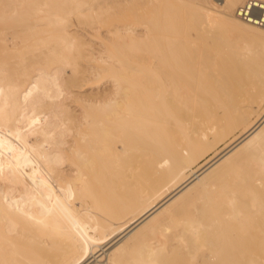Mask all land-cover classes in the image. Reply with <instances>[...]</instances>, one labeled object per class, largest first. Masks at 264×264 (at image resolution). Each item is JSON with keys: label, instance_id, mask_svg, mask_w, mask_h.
Here are the masks:
<instances>
[{"label": "bare ground", "instance_id": "bare-ground-1", "mask_svg": "<svg viewBox=\"0 0 264 264\" xmlns=\"http://www.w3.org/2000/svg\"><path fill=\"white\" fill-rule=\"evenodd\" d=\"M134 1L0 0V21H14L13 26L0 28V152L8 147L9 137L18 135L21 140L0 159V168L4 167V176L0 175V264H66L70 260L63 252L58 254L63 248L55 251L61 241L54 247V232L60 230L61 235L71 236L67 238L76 252L71 261L76 264H126L116 255L117 244L150 234L154 236L150 245L136 259L188 264L181 248L176 251L175 247L186 243L181 231L195 233L199 219L192 214L172 228L165 222L169 211L174 206L183 209L191 194H200L208 204L213 200L214 205L209 204L213 216L225 204L237 211L235 200H256L257 204L248 218H238V226L224 219L226 226H217L216 241L205 237V245L216 242V248L194 254L190 264H264V31L242 22L236 10L235 16L226 17L192 6L175 10L169 1L155 11L130 10L126 19L140 21L109 23L117 12L114 8ZM225 1L227 9L234 10L244 0ZM75 15L80 21L76 27L88 32L100 22L110 24L108 33L118 35L120 47L115 46L127 55L151 54L150 69L141 64L144 73L149 72L145 78L150 81V110L143 107L146 101L136 100L145 88L132 78L139 71L135 63L118 59L121 55H115L114 45L116 53L108 49L107 56L101 57L105 64L94 57L88 59L72 21ZM22 19L30 24L22 26ZM136 23L149 25L153 47L146 46L148 40L144 48L132 49L133 42L143 43L133 35ZM207 36L231 50L230 66L222 76H213L215 57L212 49L201 44ZM81 60L96 64L85 67ZM104 71L99 83H92L99 87L107 76L113 88L95 92V87H86L85 74ZM141 116L150 117V122L138 120ZM239 129L242 133L220 154L159 197L164 183L193 168L200 156ZM24 142L29 147L22 151L19 146ZM219 176L222 182H216ZM157 193L155 203L119 231V239L111 241L117 240L116 248L108 253L110 248H103L101 258L94 246L108 226L99 224L82 233L77 230L78 214L72 221L76 229L71 222L73 230L59 218L65 200L78 202L74 203L80 213L79 200L87 204L116 200L112 209L123 215ZM83 209L87 210L84 205ZM87 211L82 215L90 216ZM58 222H66L60 223L65 230L61 225L59 231H51L54 235L48 233ZM199 242L193 243L195 251Z\"/></svg>", "mask_w": 264, "mask_h": 264}, {"label": "rangeland", "instance_id": "rangeland-1", "mask_svg": "<svg viewBox=\"0 0 264 264\" xmlns=\"http://www.w3.org/2000/svg\"><path fill=\"white\" fill-rule=\"evenodd\" d=\"M154 1L156 2V3H154ZM163 1H169V2H171V4L173 5V7H174V9L176 10H178V9H180V8H184V7H189V6H192V7H196V8H199V9H201V10H204V11H214L215 13H217V14H219V15H221V16H226V17H231L232 15H234L235 16V10H236V8L239 6V5H241L243 2H245L246 0H244V1H242L241 3H239V5H237V7L234 9V10H229V9H227V7H226V5H225V0H138L137 2H136V0L134 1V3L136 4H134V3H128V4H124V5H122V7L120 8H114L115 9V11H117L116 13H115V15L114 16H112L111 17V22H109V23H111L112 24V22L113 23H115V22H117V23H123L124 21H126L125 23H131V22H136V21H140V20H137V18H132V19H130L129 21L126 19V17H128L132 12H130V10H137L138 8H139V10H141L142 8L143 9H145L146 11H155V10H157V9H161L162 7H163ZM142 2V3H141ZM178 2V3H177ZM144 3V5H142ZM141 4V5H140ZM180 4V5H179ZM106 6H109V7H115V5H108V4H105ZM186 5V6H185ZM127 6H129V7H127ZM175 6H176V8H175ZM181 6V7H180ZM136 7H138V8H136ZM140 7H141V9H140ZM180 7V8H179ZM3 7L2 6H0V10L2 9ZM151 8H153V9H151ZM118 9V10H117ZM117 13H120L119 15H116ZM121 18V19H120ZM125 18V19H124ZM123 19V20H122ZM119 20V21H118ZM122 20V21H121ZM132 20V21H131ZM136 20V21H135ZM72 21H73V23L75 24V29L77 28V30H75V31H77L78 32V34L82 37L81 38V42H84L85 43V46L83 47L84 48V50L87 52V58L88 59H90V58H95L96 59V61L98 62H101V63H103V64H105L104 62H103V60H105V59H101V57H106L107 56V54L108 53H105L106 52V50H108V49H112V51L114 52V53H116L117 52V54H115V55H118V56H120L121 55V57H118V59H121L122 57L123 58H125V59H123L122 58V60H124L125 62H127L128 63V61H130V62H133V63H135V64H132V65H134L135 67H137L138 69H139V71H137L135 74H133L134 76L132 77L133 78V80H137V81H139V82H141L142 84H144V85H142V87H144L145 88V90H141L140 92H138V93H140V96H138L137 98H136V100H138V101H140L141 100V102L143 103V100L144 101H146V103H144L143 105V107L145 108V107H149V110H150V96H149V94H150V81L149 80H147V76H149V72H147V74L146 73H144V70L142 69V65H143V67H144V69L145 68H147V69H145V70H148V69H150V57H151V54H148V53H142V52H138L137 51V53L135 54V53H133L134 55L132 56V54H130V55H127L126 53H125V51L126 50H122V48H119L120 47V45H118L119 44V40H118V35L116 36V35H114V34H109L108 33V28L109 27H112L110 24L108 25V24H105L106 22H100V24L98 23V24H96V25H94V29H91V31H86L84 28H82V26L80 27V26H77L76 27V23L78 24V22H80L79 21V19H77V16L75 15L74 17H73V19H72ZM105 21V20H104ZM13 23H14V21L13 20H2V21H0V28H5V27H11V26H13ZM25 23L26 24H30V22H26L25 20H21L20 22H19V24H21L22 26H24L25 25ZM145 25V26H144ZM98 26V27H97ZM146 26H148V27H146ZM199 26L201 27V24H199ZM150 27H149V25H147V24H139V23H136V24H134V29H135V32L133 33V35H134V37L136 38V40H138V41H140V42H143V43H138V42H133V47L132 46H130V48L132 47V49H134V48H137V49H142V48H144L145 46L143 45L144 43H146L148 40V43H147V45L146 46H150V48L151 47H153V43L154 42H152V41H150V29H149ZM202 28H204L203 27V25H202ZM96 29V30H95ZM98 29V30H97ZM98 31V32H97ZM261 31H264V29H262ZM104 32V33H103ZM86 33V34H85ZM108 33V34H107ZM144 33V34H143ZM262 33H264V32H262ZM106 35H108V36H106ZM110 35V36H109ZM112 36V37H111ZM191 36V38H194V36H195V34H191L190 35ZM130 37L131 38H133V36L132 35H130ZM111 38H112V40H111ZM206 38V39H205ZM209 38V39H208ZM32 39V38H31ZM30 39V41H33V39L31 40ZM35 39V38H34ZM102 40H103V42H102ZM208 40V41H207ZM113 42V43H112ZM150 42V43H149ZM203 43H201V44H203L204 45V47L205 46H207V48L210 50V49H212V50H210V52H211V54L215 57L214 58V61H215V65H214V67H213V76H215V77H219V76H222L223 74H224V71H226V70H228V68H229V66H230V60H231V57H232V53H231V50H230V48L227 46V45H225V44H218V42L217 41H215V40H213V39H211V37L210 36H207V37H204V40L202 41ZM104 43V44H103ZM110 44L112 45L111 47H110ZM108 45V46H107ZM115 45H117V46H119V47H117V46H115V48H117L118 50H116L115 48H114V50H113V47ZM138 46L140 47V48H138ZM107 47H110V48H107ZM124 49V48H123ZM115 50H116V52H115ZM214 52V53H213ZM113 53V54H114ZM119 53V54H118ZM138 53L140 54V55H138ZM89 54V55H88ZM126 54V55H125ZM142 54V55H141ZM136 58H135V57ZM138 56H139V58H138ZM127 59H128V61H127ZM227 61V62H226ZM224 62V63H223ZM83 66H87V65H89V64H94L95 63V61L93 62V61H84V60H81V62H80ZM96 64V63H95ZM137 64L139 65V66H137ZM142 64V65H141ZM223 64H225V65H223ZM103 73V74H102ZM105 71L104 72H101V73H99L98 75H97V73H92L91 75H89V74H85V75H87V79H88V81H87V83H86V87L88 88H90V87H95L94 88V91L96 92V91H98V90H101V91H103V90H105V89H111V88H113V81L111 80V78H109V77H107L106 76V78L105 77H102V78H104V79H101L100 80V86L98 87V86H95V85H97V83H99L98 82V80L100 79L99 77H101L100 75H104L105 76ZM144 74H146V75H144ZM82 76V75H81ZM136 76V77H135ZM145 77H147V78H145ZM98 79V80H97ZM141 81H140V80ZM92 80L93 81H96L97 83H92ZM144 82V83H143ZM146 82V83H145ZM88 83L89 84H93V85H88ZM73 89H75L76 90V88H73ZM147 89H148V91H147ZM78 90H80V89H78ZM81 91V90H80ZM77 92H79V91H77L76 90V93ZM82 93H85V91L84 92H82ZM131 93H133V92H131ZM131 96H132V94H131ZM140 97V98H139ZM136 105V104H135ZM254 119H255V117H254ZM138 120H140V121H149L150 122V117H146L145 116V118L143 117V116H141L140 118L138 117ZM23 126V124H20V125H18L17 127L19 128H21ZM149 129H150V126H149ZM242 131H243V129H239V130H237L234 134H232V135H229L227 138H225V139H223V140H221V141H219L217 144H216V146L213 148V149H210L209 151H207L206 153H204L202 156H200L199 158H198V162L193 166V168H191V169H188V170H185V171H183L180 175H178L173 181H170V182H166V183H164V185L162 186V188H161V190L159 191V194L157 193V195L156 196H154L152 199H147V203L145 202L144 204H142L140 207H138V208H132L133 210H131V209H129L128 210V212L126 211L123 215H121V213L118 211V212H116L115 210H113L112 209V207H113V202L114 201H116V200H95V201H93V202H91L90 204H87V203H85V202H83V201H81V200H79V204H78V208H79V206L81 207V205H82V208H81V211H83L84 212V214H86L85 212L87 211V214H90V216L88 215V217H87V215H86V217H85V215L83 214L82 215V213L83 212H79V209L77 210L76 209V206H75V203L74 202H76V201H74V200H71L72 201V205L70 204V200H65L64 201V203H63V205L64 206H62L63 208L61 209V211L59 212V215H60V217L59 218H62V221H64V220H66V222L68 221L69 223H67L65 226L66 227H70V230H73V229H71L73 226V224H74V226H75V224L77 225V223H78V226H77V230L78 231H80V229H81V231L80 232H82V233H87V231H88V228L89 227H92V228H94V227H96L97 228V226L99 225V224H105L106 226H108V227H105V231H104V234L103 235H101L100 237H98V239L96 240V242L97 243H99V245H95L94 246V249H96V253H97V255H100V258L103 256V255H105V254H102L103 253V248H110L109 250H107V252L106 253H108V252H111V251H113L115 248H116V246L118 245L119 247L117 248V250H116V255L118 256V257H123V259H124V261H125V263L126 264H153V263H155V264H158V260H152V261H147V262H144V261H141V260H138V259H136L137 258V256L139 255V254H141L143 251V248L145 247V246H148V245H150V239L151 238H153L154 236L153 235H151L150 233H148V234H150V236L149 237H146V238H144V239H142V240H139V239H133V240H130V241H127V242H124V243H118L116 246L113 244V243H115L114 241H113V243H111V241L112 240H115V238L116 239H119V236H117L118 235V233H119V231H121L123 228H125L129 223H131L132 221H134L135 220V218H137L141 213H143L146 209H148L149 207H151L154 203H155V200H157L160 196H165L166 194H168V193H170L175 187H177L178 185H180L187 177H189V176H191V175H193L194 174V172L195 171H197L199 168H200V166H202V165H204V164H206L207 162H209L212 158H214L215 156H217L218 154H220L227 146H229L232 142H234L237 138H238V136L242 133ZM19 135H21V134H19ZM23 136V135H22ZM18 137H20V136H16V137H9L5 142L8 144V149L7 148H5V149H3V150H1V152H0V159L1 158H3V157H6V156H8L9 155V153L14 149V143H16V144H18V142L19 141H21V140H19V138ZM24 138H26V136L24 135ZM143 139V137L141 138L140 137V140H142ZM14 142H13V141ZM6 144V145H7ZM15 144V145H16ZM29 142H27V144H26V142H24V144H22L21 146H19V148L20 149H22V151H25L26 149H28V147H29ZM28 145V146H27ZM11 148V149H10ZM147 152H149L150 151V147H146V149H145ZM7 151V152H6ZM141 152L143 151V150H140ZM5 154V155H4ZM2 169H4V167L3 168H0V175H3L4 176V172H3V170ZM192 172H193V174H192ZM224 173H225V171L223 172V174H221V175H224ZM221 177L222 176H219V177H217L216 178V182H222L221 180ZM159 195V197H157ZM70 201V202H69ZM80 201H81V203H80ZM209 201V200H208ZM243 201V202H242ZM254 201V202H253ZM68 202H69V204H68ZM203 202V203H202ZM205 202V203H204ZM211 202V201H210ZM210 202H209V204H210ZM214 201L212 200V202H211V204L213 203ZM236 202V203H235ZM252 202V203H251ZM78 202H76V204H77ZM97 203V204H96ZM184 205L185 206H183V209H181V207H180V209L179 208H176V209H174V207L169 211V213L167 214V220H166V222H165V224L166 225H168L170 228H172V227H174V226H176V225H179V224H181V223H183V221H184V218L185 217H187V216H190V215H192V214H195V216L199 219V222L201 223L199 226H197V230L195 231V233L194 234H185L184 232H180V235H181V238H183V239H185V242L186 243H182L181 244V247H179L176 243L174 244L175 246H178V247H175V250L177 251L178 249H180L181 248V250L180 251H182L184 254H185V257H186V259H187V261L185 260L184 262L186 263H188V264H190L189 262H192V259H193V257L195 256V255H199V254H204L205 252H207V251H209V250H213V249H215L216 248V245H217V243L216 242H214V244H212V246H208V245H205L208 241V239H209V241H216L217 240V238H218V236H215L214 234H215V232L216 231H218V227L217 226H220V228L222 227V226H224L225 225V221L223 222V220L224 219H228L230 222H231V224L233 225V226H238V225H240L238 222L240 221V220H238V218L240 217L241 218V220H243L244 218H248L251 214H252V212H251V208L252 207H254L255 206V204H257V201L256 200H247V202H246V200H239V201H237V200H235L234 201V204L236 205V208H237V205H239L238 206V208H237V211H236V209H235V211H234V209L232 210V208H231V206L230 205H228V204H225V205H222V207H223V209H222V211L220 212V214H218L217 216H213V215H211L210 214V212L212 211V209L211 208H213V207H211L212 205H214V204H212L211 206L207 203V200H201V195L199 194V195H196V196H194L193 194H191L188 198H186L185 200H184ZM81 204V205H80ZM86 204V205H85ZM98 204H99V206H98ZM206 204H208L209 206H207ZM224 204V203H223ZM83 205H84V208H87V210L85 211V209H83ZM73 206H75V207H73ZM86 206V207H85ZM97 206H98V208H97ZM206 206H207V208H206ZM251 206V207H250ZM68 207V208H67ZM194 207L197 209V212H195L194 213ZM242 208L243 207V209H241L240 210V208ZM250 207V208H249ZM67 211H66V210ZM97 209V210H96ZM99 209V210H98ZM250 209V210H249ZM174 210H176V211H174ZM214 210V209H213ZM243 210V211H242ZM90 211V212H89ZM93 211V212H92ZM98 211V212H97ZM183 211V212H182ZM234 213H233V212ZM64 213L63 215H62V213ZM71 212H73V213H71ZM203 212H205L204 214H202ZM236 212H238L237 214H236ZM112 213V214H111ZM233 213V214H232ZM78 214V216L76 217V215ZM130 214V215H129ZM232 214V215H231ZM74 215H75V217L77 218V220L79 219V221H77V223H73L74 222V220H76V218L74 217ZM201 215H203L202 217H201ZM234 215H236L235 217H233ZM239 215V216H238ZM225 216H227L226 218H225ZM232 216V217H231ZM65 217V218H64ZM68 217V218H67ZM220 217V218H219ZM224 217V218H223ZM236 217H237V219H236ZM89 218V220H87ZM215 218H216V220H215ZM223 218V219H222ZM234 218V219H233ZM239 218V219H240ZM64 219V220H63ZM60 221H61V219H59ZM73 221V222H72ZM66 222H64V223H66ZM71 222L73 223V224H71ZM60 223H63V222H60ZM60 223L58 222V224H56V225H54V229L52 230V228H50L49 230L50 231H47V230H44V231H42L43 233H45V231H47L48 233H50L51 231H54L56 228L58 229V231L62 228L63 230H65L64 229V225H62V227L61 228H59L61 225H60ZM63 223V224H64ZM213 223V224H212ZM107 224H109L110 226H112V228H110L109 227V225H107ZM173 224V225H172ZM68 225V226H67ZM70 225V226H69ZM172 225V226H171ZM214 225V226H213ZM55 226H57V227H55ZM64 226V227H63ZM72 226V227H71ZM209 226V227H208ZM212 226H213V228H212ZM226 226V225H225ZM65 227V228H66ZM207 228V229H206ZM56 229V230H57ZM74 229H76V226L74 227ZM76 230V231H77ZM171 229H169L168 231H170ZM212 230V231H211ZM109 232H112V233H109ZM214 232V233H213ZM54 233H58L57 235L55 234V236H57L56 237V239L55 238H53V240H54V247L56 248L57 246H55L56 244H58V242L57 241H61V242H59V247L58 248H54L55 249V251L57 252V249H59L60 247L61 248H63V250L61 251V253H58V254H63L64 255V257L66 258V260H70V261H68L66 264H76V263H74V260H73V262L71 261L72 259H74L75 258V250L72 248V246H71V238L70 239H68L69 237H71L70 236V234H69V236H66L65 237V234H63V235H61L62 233H61V230H60V233L59 232H57V231H55ZM50 234H53L52 232L50 233ZM60 234V235H59ZM113 234H115L114 236H112ZM54 235V234H53ZM111 235V236H110ZM64 236V237H63ZM202 236V237H201ZM68 237V238H67ZM114 237V238H113ZM118 237V238H117ZM187 237V238H186ZM205 237L207 238V240L205 239ZM62 238V239H61ZM111 238V239H110ZM113 238V239H112ZM110 239V240H109ZM55 240H56V242H55ZM66 240V241H65ZM69 240V241H68ZM201 240V241H200ZM206 240V241H205ZM64 243H63V242ZM68 241V242H67ZM146 241V242H145ZM187 241H188V243H187ZM195 241H197V242H199V245H198V247H196L198 250L197 251H195V246H193V243L195 242ZM70 242V243H69ZM53 243V242H52ZM62 243L64 244V245H62ZM68 243H69V245H68ZM113 244V245H112ZM201 244V245H200ZM68 247H67V246ZM142 245H143V247H142ZM191 246V247H190ZM65 247V248H64ZM96 247V248H95ZM189 249H188V248ZM66 248H68L69 250H67ZM72 248V249H71ZM107 248V249H108ZM60 249L58 250V251H60ZM140 251H139V250ZM200 249H202V250H200ZM53 250V249H52ZM51 250V251H52ZM67 250V251H66ZM133 252H131V251ZM134 250H135V252H137V253H135L134 252ZM136 250H138V251H136ZM194 250V251H193ZM202 251V252H201ZM63 252V253H62ZM66 252V253H65ZM129 252H130V256L128 255L129 254ZM201 252V253H200ZM198 253V254H197ZM56 254V253H55ZM143 254H144V252H143ZM167 254V252H162V254L161 255H166ZM195 254V255H194ZM122 255V256H121ZM193 255V256H192ZM90 256V257H89ZM89 256H87V259L89 258V260L88 261H91L93 258H91V255H89ZM125 256H126V258H125ZM129 256V257H128ZM172 255H170V256H167V259H169L170 257H171ZM190 256H192V257H190ZM132 257V258H131ZM77 258H79V256H77ZM91 259V260H90ZM131 259V260H130ZM190 259H191V261H190ZM165 264V263H164ZM170 264V263H169Z\"/></svg>", "mask_w": 264, "mask_h": 264}, {"label": "built area", "instance_id": "built-area-1", "mask_svg": "<svg viewBox=\"0 0 264 264\" xmlns=\"http://www.w3.org/2000/svg\"><path fill=\"white\" fill-rule=\"evenodd\" d=\"M236 16L244 23L264 29V1L246 0L237 7Z\"/></svg>", "mask_w": 264, "mask_h": 264}]
</instances>
